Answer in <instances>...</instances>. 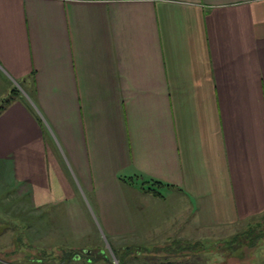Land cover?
<instances>
[{
  "label": "crops",
  "instance_id": "0c3cea01",
  "mask_svg": "<svg viewBox=\"0 0 264 264\" xmlns=\"http://www.w3.org/2000/svg\"><path fill=\"white\" fill-rule=\"evenodd\" d=\"M14 87L0 113L4 187L79 215L87 197L109 229L149 246L175 234L134 232L126 188L153 184L190 200L173 238L224 236L238 249L222 259L253 262L264 0H0V103Z\"/></svg>",
  "mask_w": 264,
  "mask_h": 264
},
{
  "label": "rangeland",
  "instance_id": "374dc122",
  "mask_svg": "<svg viewBox=\"0 0 264 264\" xmlns=\"http://www.w3.org/2000/svg\"><path fill=\"white\" fill-rule=\"evenodd\" d=\"M149 186L150 192L157 188ZM133 188L126 191L132 212L127 217L134 218V232L148 236L169 227L167 233L178 236L180 231L172 229L179 226L176 207L182 210L190 200L168 190L160 189L163 196H156ZM68 210L64 203L39 207L30 193L0 184V264H241L227 262L230 257L222 262V252L238 249L228 246L231 242L221 246L224 236L181 240L170 235L168 241L138 246V241L128 238L129 232L109 229L89 198L78 206L83 215ZM254 222L263 224V230L244 233L263 236L264 216ZM255 245L253 262L243 264H264V236H258Z\"/></svg>",
  "mask_w": 264,
  "mask_h": 264
},
{
  "label": "trees",
  "instance_id": "16d2710c",
  "mask_svg": "<svg viewBox=\"0 0 264 264\" xmlns=\"http://www.w3.org/2000/svg\"><path fill=\"white\" fill-rule=\"evenodd\" d=\"M19 93L20 90L17 87H14L11 90L10 94L6 98H4L0 103V113L3 112V110H5L11 103H13L18 98ZM156 183H158L159 185H164L162 184V182H156ZM152 190L155 195L162 196V194L158 190L154 188H152Z\"/></svg>",
  "mask_w": 264,
  "mask_h": 264
}]
</instances>
